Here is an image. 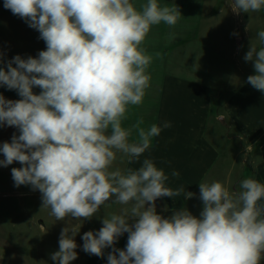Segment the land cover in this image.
Segmentation results:
<instances>
[{"label": "clouds", "instance_id": "obj_1", "mask_svg": "<svg viewBox=\"0 0 264 264\" xmlns=\"http://www.w3.org/2000/svg\"><path fill=\"white\" fill-rule=\"evenodd\" d=\"M3 6L46 44L38 57L17 55L6 69L0 67V86L21 97L14 101L0 94V126L19 129L0 146V166L22 165L11 169L15 186L38 190L42 208L56 221L90 220L109 201L124 206L105 215L97 232L82 236L83 251L90 255L102 257L104 249H112L108 264H261L264 183L249 177L230 191L219 181L201 182L199 217L186 207L164 217L156 210L158 198L184 194L188 200L194 193L166 186L169 176L151 158L139 168L114 167L118 154L121 163L139 161L171 127L167 121L145 127L142 116L128 126L124 122L150 87L154 57L144 42L152 26L177 24V6L158 0L139 8L132 0H4ZM261 9L264 0L232 5L237 15ZM257 37L264 45V30ZM244 60L253 62L255 72L247 83L264 93V46L251 43ZM80 227L62 229L53 261L77 259ZM124 233L126 248H116Z\"/></svg>", "mask_w": 264, "mask_h": 264}, {"label": "crops", "instance_id": "obj_2", "mask_svg": "<svg viewBox=\"0 0 264 264\" xmlns=\"http://www.w3.org/2000/svg\"><path fill=\"white\" fill-rule=\"evenodd\" d=\"M135 1L132 0L134 3ZM162 3L167 4L163 1ZM256 14V20L262 25L260 30H264V9ZM13 20L28 25L20 17ZM158 26L161 27V35L169 28L163 22ZM21 29L22 31H18L9 28L15 31L18 39L24 41L26 49L35 46L37 52L34 57H38L40 46L46 50L45 42H40L39 45L32 43L30 27ZM166 50L164 47L161 52L166 59L180 52L176 49L167 52ZM193 64L198 66V60ZM171 65L166 62L164 66L156 64L155 67H149L148 71H158V77L155 78L149 73L150 87L146 90L143 103L131 108L132 115L124 122L125 126H128L135 122L138 116H142L145 127L152 123L159 125L165 121L170 122L171 127L164 128L161 134L154 138L152 148L146 151L139 161L132 164L126 161L121 163L118 154L114 167L139 168L144 158L153 159L169 176L166 186L173 189L183 186L186 191L194 193L188 200L184 194L174 198H158L155 202L157 213L169 217L174 211L186 207L194 216L199 217L203 208L199 198V183L219 181L230 191L236 190L239 182L249 177L264 183V93L254 89L247 83V79L239 86H229L225 89L202 78L203 73L210 72L209 66H201L202 69L193 67L191 71L188 64L177 69ZM184 72H193L197 76L193 77ZM3 90L12 94H5ZM12 90L0 86V94H3L5 99H21L18 94H14L18 92ZM33 91L38 92L41 89L34 87ZM5 133H0V136L8 134ZM5 141L6 139L0 140L1 143ZM173 170L180 173L179 177L171 176ZM122 207L124 206H116L119 209ZM30 231L27 233L30 234ZM56 236L58 237L57 233ZM28 237L26 242L19 241L15 245L0 233V264H58L51 259V254L56 252L53 242L49 241L46 247L41 248L34 244L31 235ZM127 237V233L119 237L115 247L125 249ZM111 251V248L104 249L102 257L90 255L83 251L82 242L80 246L77 245L78 257L71 264H108L107 256ZM261 264H264V260Z\"/></svg>", "mask_w": 264, "mask_h": 264}, {"label": "rangeland", "instance_id": "obj_3", "mask_svg": "<svg viewBox=\"0 0 264 264\" xmlns=\"http://www.w3.org/2000/svg\"><path fill=\"white\" fill-rule=\"evenodd\" d=\"M162 1L167 2L165 5L168 6L175 4L181 16L177 24L164 30L162 35L161 27L152 26L143 45L154 57L152 67L156 64L164 66L166 62L176 69L188 64L191 71L193 67L202 69V67L209 66L211 67L210 72L203 73L202 78L225 89L229 86H239L249 75L255 74L253 62L245 61L244 56L251 43L257 48L264 46L260 44L257 37L262 25L256 20V12L250 13L248 17L247 13L243 12L237 15L232 11L234 0H158L161 6H164ZM142 2L146 3V0H136L133 3L139 8ZM3 5L4 0H0V54H2L0 58L3 61L0 63L3 66L0 65V67H7V63L15 56L19 55L27 59L29 56H36L34 53L37 50L35 46L26 49L24 41L16 37L14 30H9L11 28L22 31L21 28L29 26L21 21H14L13 18L19 16L5 9ZM29 32L32 36V43L39 45L43 42L36 29L30 28ZM164 47L167 50L176 49L180 52L166 59L161 53ZM42 50L40 46V51ZM155 53H160V56L156 57ZM197 60L200 66H194L193 62ZM148 72L155 78L158 77L157 70L152 69ZM184 74L197 76L193 72H184ZM33 92L39 94L40 91ZM3 93L12 94L4 90ZM5 132L8 133L6 136H0V140L6 139L5 142H11L13 134L19 135V129L16 127L0 126V133L6 134ZM2 144L0 142V146ZM2 159L4 157L0 153V160ZM14 167L19 168L22 165L19 162H13L6 167L0 166V233L4 234L10 243L16 245L19 241L26 242L29 239L28 236L31 235L36 246L44 248L51 241L55 245V250L58 251L59 233L62 229L67 226L71 228L81 225L75 237L77 245L80 246L85 232H97L103 226L102 220L105 215L118 213L119 208H116L118 204H112L109 201V204L101 206L99 212L90 220L76 221L69 217L64 221H56L50 214V209L42 208L41 193L38 190L34 191L30 185L15 186L11 175V169ZM29 230H31L30 234L27 233Z\"/></svg>", "mask_w": 264, "mask_h": 264}]
</instances>
